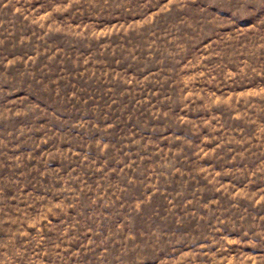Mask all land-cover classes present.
Masks as SVG:
<instances>
[{"label": "rangeland", "instance_id": "obj_1", "mask_svg": "<svg viewBox=\"0 0 264 264\" xmlns=\"http://www.w3.org/2000/svg\"><path fill=\"white\" fill-rule=\"evenodd\" d=\"M0 264H264V0H0Z\"/></svg>", "mask_w": 264, "mask_h": 264}]
</instances>
